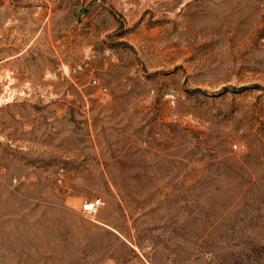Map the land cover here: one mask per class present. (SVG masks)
I'll return each mask as SVG.
<instances>
[{
	"label": "rangeland",
	"instance_id": "obj_1",
	"mask_svg": "<svg viewBox=\"0 0 264 264\" xmlns=\"http://www.w3.org/2000/svg\"><path fill=\"white\" fill-rule=\"evenodd\" d=\"M0 264H264V0H0Z\"/></svg>",
	"mask_w": 264,
	"mask_h": 264
},
{
	"label": "built area",
	"instance_id": "obj_2",
	"mask_svg": "<svg viewBox=\"0 0 264 264\" xmlns=\"http://www.w3.org/2000/svg\"><path fill=\"white\" fill-rule=\"evenodd\" d=\"M101 201L99 199L93 201L90 204H85L82 208V212L83 213H88V214H93L96 209L99 207V205H101Z\"/></svg>",
	"mask_w": 264,
	"mask_h": 264
}]
</instances>
